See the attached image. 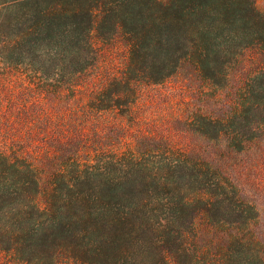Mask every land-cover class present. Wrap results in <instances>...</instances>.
I'll use <instances>...</instances> for the list:
<instances>
[{
  "label": "trees",
  "instance_id": "16d2710c",
  "mask_svg": "<svg viewBox=\"0 0 264 264\" xmlns=\"http://www.w3.org/2000/svg\"><path fill=\"white\" fill-rule=\"evenodd\" d=\"M253 46L264 50L254 0H0V253L33 245L44 229L94 234L114 249L159 216L176 249L207 220L231 227L227 243L239 252L255 251L237 232L252 207L209 162L177 158L154 172L143 153H108L114 140L103 135L116 109L134 116L144 87L181 72L223 87ZM121 47L117 66L110 57ZM13 79L26 84L19 95ZM36 103L72 114L43 116ZM199 119L195 132L236 152L262 138L264 66L228 114ZM145 192L171 199L150 208ZM247 260L264 264V251Z\"/></svg>",
  "mask_w": 264,
  "mask_h": 264
},
{
  "label": "rangeland",
  "instance_id": "374dc122",
  "mask_svg": "<svg viewBox=\"0 0 264 264\" xmlns=\"http://www.w3.org/2000/svg\"><path fill=\"white\" fill-rule=\"evenodd\" d=\"M254 2L264 14V0ZM123 56L121 47L110 61L119 66ZM263 66L264 50L253 46L238 55L223 87L188 72H181L162 84L146 86L141 100L131 109L134 116L122 118L121 110L116 109L106 117L110 126L103 133L106 139L114 140L106 149L108 153L127 156L143 153L148 168L154 172L162 171L165 164L177 158L198 157L209 162L233 184L240 199L252 207L247 215L253 219L247 222V227L239 226L237 232L253 237L258 246L255 251L239 252V247L227 243L231 227H211L207 220L200 221L199 233L188 236L187 247L176 249L174 244H169L162 228L168 218L159 216L152 218L151 228L130 234L122 246L114 249L98 244L99 236L94 234H61L44 229L36 237L40 241L33 245L1 252L0 264H250L247 258L261 249L264 251V136L236 152L223 139L205 137L195 132L194 127H200L199 116L218 119L228 114L236 105L240 89ZM13 80L11 87L19 95L26 84ZM33 109L53 119L58 115L70 119L72 114L70 109L55 103H36ZM120 123L123 136L115 141ZM143 198L152 208L158 206L160 198L164 203L170 202L171 195L157 198L145 192Z\"/></svg>",
  "mask_w": 264,
  "mask_h": 264
}]
</instances>
